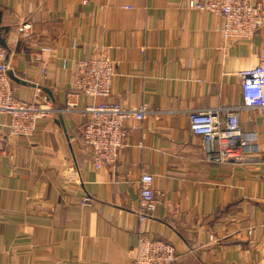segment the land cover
Listing matches in <instances>:
<instances>
[{
  "label": "crops",
  "instance_id": "1",
  "mask_svg": "<svg viewBox=\"0 0 264 264\" xmlns=\"http://www.w3.org/2000/svg\"><path fill=\"white\" fill-rule=\"evenodd\" d=\"M190 1L0 0L15 98L59 110L32 139L9 138L0 153V264H127L143 234L171 243L179 264H264V109L242 107L240 76L264 67V26L226 42L221 19L190 10ZM23 21L29 40L18 32ZM100 48L115 63L108 100L145 104L150 114L125 123L119 162L96 171L85 117L64 110L71 63ZM76 100L80 109L90 102ZM236 106L258 152L241 165L217 163L191 133L189 114L222 110L224 120ZM6 121L0 116L2 132ZM143 174L153 176L159 205L141 224Z\"/></svg>",
  "mask_w": 264,
  "mask_h": 264
},
{
  "label": "built area",
  "instance_id": "2",
  "mask_svg": "<svg viewBox=\"0 0 264 264\" xmlns=\"http://www.w3.org/2000/svg\"><path fill=\"white\" fill-rule=\"evenodd\" d=\"M189 9L211 13L222 21L217 32L226 42L250 40L264 26V0H191ZM18 32L22 40L33 36L30 22L23 21ZM41 52H51L42 48ZM7 50L0 46V116L7 117L6 131H0V153L9 138L32 139L38 124L53 118L59 112L51 105L21 101L15 98L9 78V66L5 63ZM35 61L46 75L47 65L40 57ZM72 87L67 94L64 112H77L85 117L81 126L84 142L92 155V167L99 171L119 162L120 153L126 145L128 130L125 123L132 119L142 121L150 114L147 105L135 108L122 107L118 102L109 101L113 79L116 75L115 63L100 48L84 60L70 65ZM243 108L264 109V67L258 66L240 73ZM83 95L90 102L80 109L76 97ZM101 101H98V100ZM240 107L222 110L193 111L189 114L190 131L202 139L204 149L217 163L241 165L251 155L258 152L256 133L242 130L239 119ZM137 128V127H136ZM67 178L75 181L79 174L69 169ZM153 176L143 174L140 178V210L137 212L141 224L146 223L158 208L159 201L153 188ZM91 199L84 197L82 204ZM215 241V237L211 236ZM127 264H179L174 246L163 239H150L141 235L135 253Z\"/></svg>",
  "mask_w": 264,
  "mask_h": 264
},
{
  "label": "water",
  "instance_id": "3",
  "mask_svg": "<svg viewBox=\"0 0 264 264\" xmlns=\"http://www.w3.org/2000/svg\"><path fill=\"white\" fill-rule=\"evenodd\" d=\"M0 44H1V45H4V41H1V40H0Z\"/></svg>",
  "mask_w": 264,
  "mask_h": 264
}]
</instances>
